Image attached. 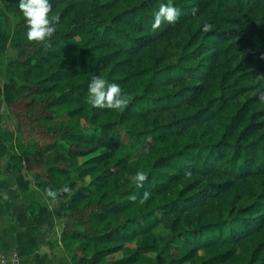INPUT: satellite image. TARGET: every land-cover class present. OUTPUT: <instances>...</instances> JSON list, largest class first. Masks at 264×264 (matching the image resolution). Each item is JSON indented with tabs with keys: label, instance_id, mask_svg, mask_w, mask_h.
<instances>
[{
	"label": "trees",
	"instance_id": "1",
	"mask_svg": "<svg viewBox=\"0 0 264 264\" xmlns=\"http://www.w3.org/2000/svg\"><path fill=\"white\" fill-rule=\"evenodd\" d=\"M2 1L3 101L26 103L15 115L51 140L0 127V164L11 143L13 174L31 166L36 187L56 191L51 225L62 220L72 264H264L263 99L245 97L264 74V0H50L59 21L40 45L18 0ZM168 3L175 23L153 27ZM95 75L127 106L93 108Z\"/></svg>",
	"mask_w": 264,
	"mask_h": 264
},
{
	"label": "crops",
	"instance_id": "2",
	"mask_svg": "<svg viewBox=\"0 0 264 264\" xmlns=\"http://www.w3.org/2000/svg\"><path fill=\"white\" fill-rule=\"evenodd\" d=\"M10 145L0 164V253L9 264H72V253L62 245L63 226L53 219L47 197L26 172L15 176ZM24 197L36 201L40 212L31 214Z\"/></svg>",
	"mask_w": 264,
	"mask_h": 264
},
{
	"label": "clouds",
	"instance_id": "3",
	"mask_svg": "<svg viewBox=\"0 0 264 264\" xmlns=\"http://www.w3.org/2000/svg\"><path fill=\"white\" fill-rule=\"evenodd\" d=\"M18 9L25 18L26 32L25 38L28 42H39L47 44L53 33L56 31L55 25L59 21L58 16H50V0H18ZM153 27H159L161 23L174 24L179 12L171 3L161 4L158 10L154 11ZM207 30V25L205 26ZM87 102L93 108H106L110 110H121L129 103L126 93L120 85L109 82L101 75L91 78L87 89ZM147 175L140 170L134 176H129V180L135 183L136 187H143L147 180ZM67 189H65L66 191ZM46 195L53 200L57 193L54 190H46ZM147 191L143 193L141 202L149 197Z\"/></svg>",
	"mask_w": 264,
	"mask_h": 264
},
{
	"label": "rangeland",
	"instance_id": "4",
	"mask_svg": "<svg viewBox=\"0 0 264 264\" xmlns=\"http://www.w3.org/2000/svg\"><path fill=\"white\" fill-rule=\"evenodd\" d=\"M0 25L3 28L13 27L12 17L9 14V12L6 10L2 0H0ZM37 45H40V43L37 42ZM31 49L32 47L31 48L28 47L27 51H30ZM7 53H8L7 57H14L17 54V51L13 49H9ZM258 65L259 64H254L251 66V68L255 69L256 67H258ZM4 68H5L4 64L0 65V115H2V117L4 118L3 122L0 125L1 130H6V129L7 130L11 129L14 131L20 130V132L23 134L25 143L28 142L30 139H37L40 141V143H46L47 141H50L51 139L48 138L44 133L42 134L41 132L42 129L35 122L32 121L33 117L30 119L23 115L21 116L15 115L16 112H21L25 114L24 112L27 110L26 103L23 102L19 104H14L10 106L9 108L6 106L5 102L3 101V97H2V91L4 88V84L6 83ZM255 84H256V88L250 93H248L245 97L249 98L252 96H260L263 99V106L261 109L264 110V74H260L256 78ZM38 113L39 111L36 112L34 116H36ZM257 121L259 122L264 121V114ZM9 145L10 147H12L13 150H15L14 149L15 147L13 144L9 143ZM24 172L30 175L34 181V178L32 176L34 175L33 167L26 166L24 169ZM45 197L47 196L45 195ZM88 216H89V211L83 215V218L85 220H88ZM57 221L59 224L61 225L63 224L61 219L57 218ZM82 255L83 254L80 251L77 252L78 257H81ZM118 257H120V255H116L114 258H118Z\"/></svg>",
	"mask_w": 264,
	"mask_h": 264
},
{
	"label": "built area",
	"instance_id": "5",
	"mask_svg": "<svg viewBox=\"0 0 264 264\" xmlns=\"http://www.w3.org/2000/svg\"><path fill=\"white\" fill-rule=\"evenodd\" d=\"M11 259H12L11 255L0 253V264H9Z\"/></svg>",
	"mask_w": 264,
	"mask_h": 264
}]
</instances>
